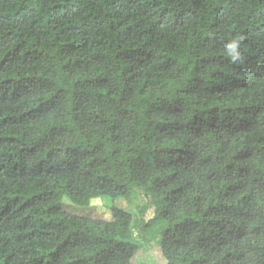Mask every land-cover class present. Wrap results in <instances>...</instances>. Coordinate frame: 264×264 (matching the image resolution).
I'll return each mask as SVG.
<instances>
[{"label":"trees","instance_id":"trees-1","mask_svg":"<svg viewBox=\"0 0 264 264\" xmlns=\"http://www.w3.org/2000/svg\"><path fill=\"white\" fill-rule=\"evenodd\" d=\"M132 189L166 264H264V0H0V264H133L62 206Z\"/></svg>","mask_w":264,"mask_h":264},{"label":"rangeland","instance_id":"rangeland-1","mask_svg":"<svg viewBox=\"0 0 264 264\" xmlns=\"http://www.w3.org/2000/svg\"><path fill=\"white\" fill-rule=\"evenodd\" d=\"M148 202H150V199L147 200L138 190L132 189L126 199H117L115 201L110 199L95 200L91 202L89 207H78L64 199L62 206L68 213L104 221L111 220L110 208L112 206L129 212L133 216L130 243L138 248L132 263L166 264L160 250V239H157L151 245H147L141 240L140 227L153 216V208L148 207Z\"/></svg>","mask_w":264,"mask_h":264},{"label":"clouds","instance_id":"clouds-1","mask_svg":"<svg viewBox=\"0 0 264 264\" xmlns=\"http://www.w3.org/2000/svg\"><path fill=\"white\" fill-rule=\"evenodd\" d=\"M239 47V43L237 41H233L232 43L227 45L229 55L231 56L233 61H237L240 59V53L237 51Z\"/></svg>","mask_w":264,"mask_h":264}]
</instances>
